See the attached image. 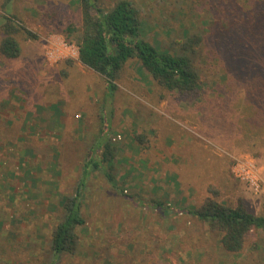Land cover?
Here are the masks:
<instances>
[{
  "label": "rangeland",
  "instance_id": "1",
  "mask_svg": "<svg viewBox=\"0 0 264 264\" xmlns=\"http://www.w3.org/2000/svg\"><path fill=\"white\" fill-rule=\"evenodd\" d=\"M133 1L146 40L194 61L195 93L164 90L132 60L107 104L105 79L79 61L71 0H0L23 29L21 56L0 55V264H264V230L232 254L187 213L213 198L264 217V127L241 120L262 93L264 0ZM101 132L111 159L95 169ZM80 185L87 223L75 254L57 256L62 201Z\"/></svg>",
  "mask_w": 264,
  "mask_h": 264
},
{
  "label": "trees",
  "instance_id": "2",
  "mask_svg": "<svg viewBox=\"0 0 264 264\" xmlns=\"http://www.w3.org/2000/svg\"><path fill=\"white\" fill-rule=\"evenodd\" d=\"M71 1L76 7L80 22V31L78 30L75 38L78 44L79 61L105 79L108 91L107 104L113 101L118 91V80L125 66L132 60H137L140 71L148 78H152L164 90L193 94L199 89L200 75L188 54L171 53L149 42L142 35L141 12L133 0H119L110 7H104L100 0ZM259 1L263 2V0ZM234 28L241 31L244 25L242 23ZM22 30L11 18L7 16L0 18V55L2 57L17 59L21 56L22 46L19 35ZM65 32L69 40L76 33V29L70 27ZM27 35L34 40L37 38L35 34L29 32ZM230 38L233 37L230 36ZM198 41L199 39L196 41L190 38L184 43L182 50L184 52L192 50L193 45ZM260 47L263 54L264 35L261 37ZM259 62L264 67V54ZM236 65L242 66L240 63ZM225 81L226 86L233 88L236 86L233 80L228 81L226 78ZM260 83L259 89L262 93L256 96L255 102L252 103V114L245 113L241 119L247 122L249 131L264 127V79ZM248 93L252 95L258 92L248 86ZM140 138L143 139V136ZM99 143L97 150L93 149L94 151L90 153L91 164L95 169L100 166V161L104 163L111 159L109 152L100 156L99 152L103 144ZM106 147L109 149L108 145ZM79 187L75 195L65 197L62 201L64 214L53 231L50 241L51 249L57 256L75 254L80 243L78 229L87 223L80 196L82 185ZM209 191L214 196L219 194L215 188H210ZM187 213L218 232L221 236L222 249L232 254H238L244 250L247 239L254 230H264V217L251 213L244 200H240L236 206H229L210 198L199 208H189Z\"/></svg>",
  "mask_w": 264,
  "mask_h": 264
},
{
  "label": "crops",
  "instance_id": "3",
  "mask_svg": "<svg viewBox=\"0 0 264 264\" xmlns=\"http://www.w3.org/2000/svg\"><path fill=\"white\" fill-rule=\"evenodd\" d=\"M106 140H107L106 134L104 132H101L99 142H101L103 144V146L101 147L102 150L99 152L100 156H103V154H105L106 152H109V149H107V147H106L107 146Z\"/></svg>",
  "mask_w": 264,
  "mask_h": 264
}]
</instances>
